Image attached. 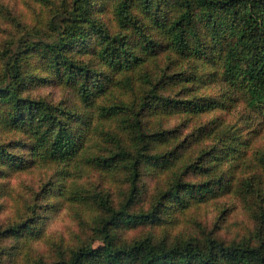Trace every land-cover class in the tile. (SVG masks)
<instances>
[{"label":"trees","instance_id":"trees-1","mask_svg":"<svg viewBox=\"0 0 264 264\" xmlns=\"http://www.w3.org/2000/svg\"><path fill=\"white\" fill-rule=\"evenodd\" d=\"M34 1L49 13L0 51V198L11 174L54 166L45 214L88 208L102 244L28 264H264V146L248 131L264 125V0ZM46 85L71 96L34 94ZM236 105L239 125L204 119ZM163 173L146 202L143 178ZM226 196L250 211L248 237H169L177 214ZM39 207L18 210L0 242L22 253L41 234ZM138 225L163 236L120 239Z\"/></svg>","mask_w":264,"mask_h":264},{"label":"rangeland","instance_id":"rangeland-1","mask_svg":"<svg viewBox=\"0 0 264 264\" xmlns=\"http://www.w3.org/2000/svg\"><path fill=\"white\" fill-rule=\"evenodd\" d=\"M48 10L42 9V6L34 0H0V51H2L7 43L14 38H19L25 33V28L30 29L41 19ZM16 18V20H14ZM29 29V30H30ZM31 31H34L31 30ZM217 91L214 90L213 95ZM34 94L41 96L49 101L59 103L68 99L71 94L65 90L55 86L46 85L38 87ZM217 115L222 119H226L230 123L236 125L241 124L244 110L241 105L227 108L223 112H214L204 117L209 120ZM174 119L171 124L176 122ZM249 130H255L251 137H254L256 146H264V125H252ZM54 166L33 167L24 172L13 173L8 176L5 185L7 192L0 198V228L9 222L18 219V210L29 211L28 207L37 203L41 205L37 209L40 216H45L42 220L41 234L29 243L22 253L17 254L18 250H10L15 246V241L6 239L0 242V247L4 248V264H28V259L44 260L51 262L60 255H67L69 251L81 244H93L95 247L101 245L102 242L97 240V235L90 223L93 216L92 211L85 207H76L75 211H71L62 207L61 209L51 212L47 209L44 211V196L50 184L57 181ZM169 177L168 174H154L143 178V195L146 196V202L156 192L160 180ZM111 179V178H110ZM104 174L96 172L83 173V181L90 185H98L100 189H109L110 193H116L120 186V181L110 180ZM47 202V201H46ZM250 211L246 205L234 196H226L219 201H212L198 208H192L184 213L176 215L177 221L173 226L168 228L169 237L176 236H195L203 238L207 234L231 242L239 241L248 237L255 229V221L250 216ZM31 212H28L30 215ZM1 230V229H0ZM163 236L164 230H152L149 225H138L130 230L121 233L120 239L123 241H131L149 232ZM9 252V257H8ZM28 254V256L25 255ZM32 264V262H30Z\"/></svg>","mask_w":264,"mask_h":264}]
</instances>
